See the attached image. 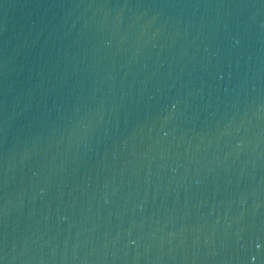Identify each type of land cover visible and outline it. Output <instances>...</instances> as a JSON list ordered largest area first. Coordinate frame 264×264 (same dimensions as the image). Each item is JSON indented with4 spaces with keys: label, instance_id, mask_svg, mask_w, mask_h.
I'll list each match as a JSON object with an SVG mask.
<instances>
[{
    "label": "water",
    "instance_id": "water-1",
    "mask_svg": "<svg viewBox=\"0 0 264 264\" xmlns=\"http://www.w3.org/2000/svg\"><path fill=\"white\" fill-rule=\"evenodd\" d=\"M0 264H264V0H0Z\"/></svg>",
    "mask_w": 264,
    "mask_h": 264
}]
</instances>
